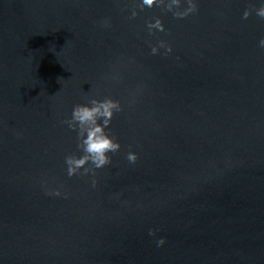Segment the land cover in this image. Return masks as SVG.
Instances as JSON below:
<instances>
[{
  "label": "water",
  "instance_id": "95a60500",
  "mask_svg": "<svg viewBox=\"0 0 264 264\" xmlns=\"http://www.w3.org/2000/svg\"><path fill=\"white\" fill-rule=\"evenodd\" d=\"M171 2L0 0V264H264V4Z\"/></svg>",
  "mask_w": 264,
  "mask_h": 264
},
{
  "label": "clouds",
  "instance_id": "9594fccd",
  "mask_svg": "<svg viewBox=\"0 0 264 264\" xmlns=\"http://www.w3.org/2000/svg\"><path fill=\"white\" fill-rule=\"evenodd\" d=\"M143 4L151 7L154 4L160 2V0H142ZM181 0H172L171 4H169V9L172 8L173 5L179 6ZM189 7L187 10L183 12H176L175 15L178 18H184L189 13L197 11V7L195 4V0H188ZM262 4H264V0H262ZM257 16L260 18H264V6L260 7L257 12ZM248 13H245L247 16ZM156 25L160 26L163 31V27L160 24V21H156ZM161 46H163V42H161ZM260 47H264V39H261L259 42ZM157 49L153 47L152 52L155 54ZM168 51H171V47L169 46ZM120 110L119 101L113 100L111 98L104 100H93L90 105L81 104L76 105L73 108L72 118L73 121H76L80 125L81 135L83 136L82 144L83 151L85 155L77 158L74 156H67L65 158V163L67 165V175L72 177L77 174L78 170L81 169L89 160L92 162L95 168H100L104 166L106 163H109V157L107 153L109 151H116L119 149V143L113 140V138L105 132V127L110 123L111 117L114 112ZM103 118V124L98 123V121ZM86 133V135H85ZM128 160L130 163H135L136 154L129 153ZM88 169H85L87 172ZM46 196H61V190L59 188L51 191H45ZM160 244L163 243L161 239L159 241Z\"/></svg>",
  "mask_w": 264,
  "mask_h": 264
}]
</instances>
